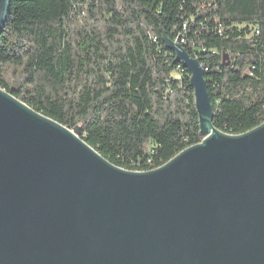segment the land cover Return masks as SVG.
<instances>
[{"label": "water", "instance_id": "obj_1", "mask_svg": "<svg viewBox=\"0 0 264 264\" xmlns=\"http://www.w3.org/2000/svg\"><path fill=\"white\" fill-rule=\"evenodd\" d=\"M164 40L203 140L155 170L112 164L0 88V264H264V123L218 130L200 60Z\"/></svg>", "mask_w": 264, "mask_h": 264}, {"label": "trees", "instance_id": "obj_2", "mask_svg": "<svg viewBox=\"0 0 264 264\" xmlns=\"http://www.w3.org/2000/svg\"><path fill=\"white\" fill-rule=\"evenodd\" d=\"M164 38L200 60L218 130L264 123V0H10L0 88L112 164L155 170L203 140Z\"/></svg>", "mask_w": 264, "mask_h": 264}, {"label": "built area", "instance_id": "obj_3", "mask_svg": "<svg viewBox=\"0 0 264 264\" xmlns=\"http://www.w3.org/2000/svg\"><path fill=\"white\" fill-rule=\"evenodd\" d=\"M176 42H178V43H180V44H181V42H182V41H181V42H179L178 40H176Z\"/></svg>", "mask_w": 264, "mask_h": 264}]
</instances>
